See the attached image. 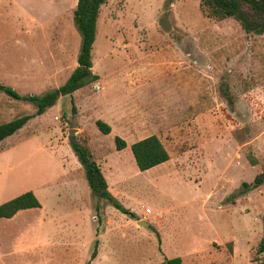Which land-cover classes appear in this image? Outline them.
Here are the masks:
<instances>
[{
  "label": "rangeland",
  "instance_id": "obj_1",
  "mask_svg": "<svg viewBox=\"0 0 264 264\" xmlns=\"http://www.w3.org/2000/svg\"><path fill=\"white\" fill-rule=\"evenodd\" d=\"M34 1L24 11L46 13L51 33L0 40V82L21 94L62 85L82 45L76 7ZM203 11L202 0L101 6L92 50L100 78L1 142L0 204L33 191L46 209L0 219V264H164L177 256L182 264H264V182L238 195L264 173V34ZM35 111L0 91V123ZM100 118L110 134L96 126ZM152 134L170 160L141 171L130 146ZM116 135L127 140L125 149H116ZM73 139L89 144L110 192L138 219L96 196L79 215L70 201L78 197L59 191L70 164L82 166ZM82 173L91 191L83 166ZM60 211H76L77 220L67 225L51 215ZM43 216L58 219L46 224Z\"/></svg>",
  "mask_w": 264,
  "mask_h": 264
},
{
  "label": "trees",
  "instance_id": "obj_2",
  "mask_svg": "<svg viewBox=\"0 0 264 264\" xmlns=\"http://www.w3.org/2000/svg\"><path fill=\"white\" fill-rule=\"evenodd\" d=\"M106 0H78L74 10V22L81 33L82 45L78 56V66L69 78L59 87L43 94H21L14 87L0 82V91L17 100L31 102L36 105L32 114H24L7 122L0 123V152L1 142L7 137L18 132L33 117L44 114L49 108L56 105L59 98L64 95L73 96L78 89L97 81L100 76L93 72L92 50L96 39L97 22L101 6ZM203 12L210 18L221 20L234 18L247 33L264 34V0H202ZM72 110L77 107L73 101ZM96 126L104 134H110L112 126L103 119L96 121ZM117 150H123L128 142L120 135L115 136ZM71 146L82 164L85 175L94 195L112 203L125 214L138 219L137 213L125 207L109 190L107 179L97 162L89 144L79 140H71ZM131 150L136 164L141 171H146L170 159V153L163 141L156 134L146 136L131 144ZM255 164V161H253ZM264 182V173L258 174L253 183L244 182L238 195L246 193L248 189L258 187ZM236 195L232 196V202ZM41 201L33 191L22 193L0 204V218H11L18 211L27 208H40ZM259 252H264V237L262 238ZM94 250L92 259L96 257ZM87 264H91L88 262ZM164 264H182L180 256L165 258Z\"/></svg>",
  "mask_w": 264,
  "mask_h": 264
},
{
  "label": "crops",
  "instance_id": "obj_3",
  "mask_svg": "<svg viewBox=\"0 0 264 264\" xmlns=\"http://www.w3.org/2000/svg\"><path fill=\"white\" fill-rule=\"evenodd\" d=\"M43 1L46 4V7L48 6L49 3L50 4L52 3V0H43ZM58 1L65 3L66 7L67 6H73V8H75L77 6V3H78V0H58ZM34 2H35L34 0H0V40L17 39L20 35L25 37L28 34L31 35L35 32H39V33H41V36L46 37L49 33H51V31H52L51 27L53 26V23H52L51 19L46 20V18H45L46 13L41 14V12H40L41 16L36 17L35 14H33V13L31 14L30 12L24 11V9L26 7L30 8ZM21 10H23V13L21 12ZM15 19L20 22L18 30H16L14 33L6 32V31H9L10 23L13 22ZM39 116H41V115H39ZM39 116H36V117H39ZM33 118H35V117H33ZM70 165H72L71 166L72 168H69L63 176L64 182L62 183L63 185L62 184L61 185L64 188H62V190H59V191H61V193H62V191H65V190L66 191H73L72 197H74V198L78 197V198L72 199L70 197L71 195L69 194V197L71 198L70 201H71L72 205L76 206L77 213L79 215H81L83 213L84 207L90 209L89 205L86 202L87 198L88 199L90 198V200H92L94 198V196H96V195L93 194L91 188H90L91 191H88L87 185L84 183L83 173H82V175L81 174L79 175V170L82 171V166L79 165V163H77V162H74ZM87 182H88V180H87ZM89 187H90V185H89ZM57 191L58 190H56L54 192V196L56 194V197H57V198H55V200H56L55 203H57L56 206H58V204L60 202V198H61V195L59 196ZM74 191H76L77 194ZM14 195H12V196H14ZM12 196H10V197H12ZM12 198H14V197H12ZM12 198H10V199H12ZM10 199H8V200H10ZM8 200H5V201H8ZM30 209H35L38 211H27L26 214L30 213V212H38L40 214L44 213L46 207L44 204H42V207H40V208H27V209H22V210H30ZM52 209H55V207H52ZM22 210L18 211L13 217L6 218V221L14 220L15 218L21 216ZM75 213H76V211H74V212H72V211H70V212L69 211H60L58 214H51V215H56L58 217H61V219H63V218L67 219L69 221V223L67 225H69V224H74L75 221L77 220V219H71L75 215ZM26 214H23V215H26ZM46 215H47V213H46ZM50 217H54V218L49 219V218H46L43 216L41 218V220H39V222L43 221V223H46V224L56 223L58 217L57 218H55V216H50ZM0 219H2V218H0ZM67 220H65V221H67ZM81 220L84 221V219H81Z\"/></svg>",
  "mask_w": 264,
  "mask_h": 264
},
{
  "label": "water",
  "instance_id": "obj_4",
  "mask_svg": "<svg viewBox=\"0 0 264 264\" xmlns=\"http://www.w3.org/2000/svg\"><path fill=\"white\" fill-rule=\"evenodd\" d=\"M74 137V129H71L70 131V138H73ZM140 224L146 226V227H150V223L148 221H145V220H139L138 221Z\"/></svg>",
  "mask_w": 264,
  "mask_h": 264
}]
</instances>
